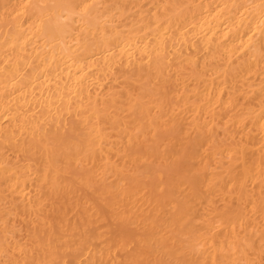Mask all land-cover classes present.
<instances>
[{"label": "bare ground", "instance_id": "1", "mask_svg": "<svg viewBox=\"0 0 264 264\" xmlns=\"http://www.w3.org/2000/svg\"><path fill=\"white\" fill-rule=\"evenodd\" d=\"M0 264H264V0H0Z\"/></svg>", "mask_w": 264, "mask_h": 264}]
</instances>
